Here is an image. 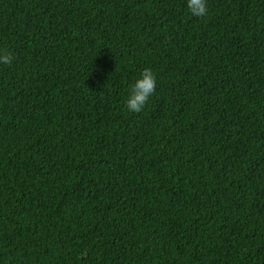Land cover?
<instances>
[{
  "label": "trees",
  "instance_id": "obj_1",
  "mask_svg": "<svg viewBox=\"0 0 264 264\" xmlns=\"http://www.w3.org/2000/svg\"><path fill=\"white\" fill-rule=\"evenodd\" d=\"M187 3L0 0V264H264V0Z\"/></svg>",
  "mask_w": 264,
  "mask_h": 264
},
{
  "label": "clouds",
  "instance_id": "obj_2",
  "mask_svg": "<svg viewBox=\"0 0 264 264\" xmlns=\"http://www.w3.org/2000/svg\"><path fill=\"white\" fill-rule=\"evenodd\" d=\"M188 10L193 16L203 17L207 15L206 0H188ZM14 56L10 52L0 55V63L11 64ZM157 78L151 68H145L140 73V78L131 86V94L126 100L129 111L139 113L145 107L149 98L155 93Z\"/></svg>",
  "mask_w": 264,
  "mask_h": 264
}]
</instances>
